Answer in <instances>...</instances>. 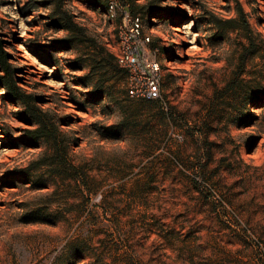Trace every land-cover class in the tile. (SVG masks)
I'll list each match as a JSON object with an SVG mask.
<instances>
[{"label":"rangeland","instance_id":"obj_1","mask_svg":"<svg viewBox=\"0 0 264 264\" xmlns=\"http://www.w3.org/2000/svg\"><path fill=\"white\" fill-rule=\"evenodd\" d=\"M31 1L0 0V41L82 179L30 166L46 145L0 91V264H264V0H65L114 58L158 65L155 101L144 76L110 67L100 83L83 47L55 51L64 33Z\"/></svg>","mask_w":264,"mask_h":264},{"label":"trees","instance_id":"obj_2","mask_svg":"<svg viewBox=\"0 0 264 264\" xmlns=\"http://www.w3.org/2000/svg\"><path fill=\"white\" fill-rule=\"evenodd\" d=\"M112 0H87V4L90 8L104 9ZM119 2L124 7L134 4L135 0H114ZM237 15L238 19L243 21V25L247 31H249L248 23L245 20V15L242 7L238 2ZM31 11L36 8H43L47 10V14L43 16L47 21L45 27L53 29L55 32H63L64 35L55 40L56 50H71L73 47H83L84 52L80 53V58L84 63L79 68L80 70L88 69V75L96 74L92 68L93 63L98 64V75L100 83L108 81L104 80V76L108 69L111 67L113 72L125 71L124 79H128V71L120 67L116 59L110 54L103 46L97 45V43L88 38L87 30L76 22L75 16L66 9L65 0H32L29 5ZM237 19L230 20H215L219 27L220 23H226L228 26L225 28L236 30L234 22ZM219 23V24H218ZM250 43H253L250 40ZM78 52V50H76ZM110 70V69H109ZM16 70L12 68L9 63V57L4 52L0 41V91L4 93V97L13 105H17L21 108L19 117L23 123L31 127V130H26L25 139L41 140L46 145V149L43 154L33 162L30 166H34L35 170H43L49 178L63 180L67 176L68 171H72L73 180L80 181L82 174L80 169L74 166H70L68 159V147L62 140L57 127L47 120L46 112L37 108L34 104L35 98L32 95L27 94L22 88H20L16 81ZM97 75V74H96ZM82 86L90 88V96L102 97L105 95L101 90L95 87L83 83ZM128 94V90H127ZM128 97L129 94H128ZM133 98V97H130ZM155 101V100H148ZM29 177V176H25ZM85 177V176H83ZM26 221H35L27 220Z\"/></svg>","mask_w":264,"mask_h":264},{"label":"built area","instance_id":"obj_3","mask_svg":"<svg viewBox=\"0 0 264 264\" xmlns=\"http://www.w3.org/2000/svg\"><path fill=\"white\" fill-rule=\"evenodd\" d=\"M113 2L115 1L112 0L110 4H113ZM106 15L110 19L114 17L113 8L111 6L106 11ZM133 23L135 32L138 33L139 19L134 18ZM146 40H148V38H146ZM115 59L120 67L128 69V78L130 80L138 77V75H142L145 77V88L142 92H140V96L142 98H145L147 100L159 99L158 82L155 81L151 76L158 70V65L156 63H146L138 50L134 51L130 49L122 52L120 55L116 56ZM138 93L139 92L132 87L128 89V94L130 97H138Z\"/></svg>","mask_w":264,"mask_h":264}]
</instances>
